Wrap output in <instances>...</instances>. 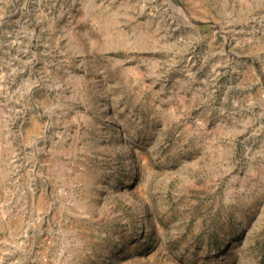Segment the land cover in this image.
I'll list each match as a JSON object with an SVG mask.
<instances>
[{"label":"rangeland","instance_id":"1","mask_svg":"<svg viewBox=\"0 0 264 264\" xmlns=\"http://www.w3.org/2000/svg\"><path fill=\"white\" fill-rule=\"evenodd\" d=\"M0 264H264V0H0Z\"/></svg>","mask_w":264,"mask_h":264}]
</instances>
